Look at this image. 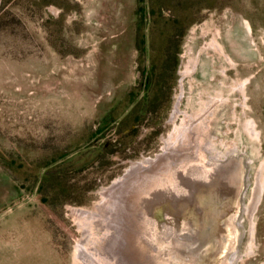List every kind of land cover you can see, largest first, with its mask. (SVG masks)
I'll list each match as a JSON object with an SVG mask.
<instances>
[{"label":"rangeland","instance_id":"rangeland-1","mask_svg":"<svg viewBox=\"0 0 264 264\" xmlns=\"http://www.w3.org/2000/svg\"><path fill=\"white\" fill-rule=\"evenodd\" d=\"M0 264H264V0H0Z\"/></svg>","mask_w":264,"mask_h":264},{"label":"bare ground","instance_id":"bare-ground-1","mask_svg":"<svg viewBox=\"0 0 264 264\" xmlns=\"http://www.w3.org/2000/svg\"><path fill=\"white\" fill-rule=\"evenodd\" d=\"M179 105V104H178ZM123 209V208H122Z\"/></svg>","mask_w":264,"mask_h":264}]
</instances>
